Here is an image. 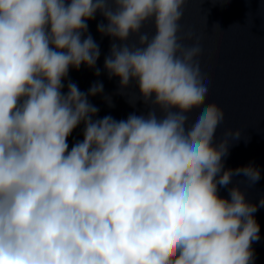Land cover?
Returning <instances> with one entry per match:
<instances>
[{"label": "clouds", "instance_id": "1", "mask_svg": "<svg viewBox=\"0 0 264 264\" xmlns=\"http://www.w3.org/2000/svg\"><path fill=\"white\" fill-rule=\"evenodd\" d=\"M186 2L0 0V264H253L264 198L251 204L228 186L239 175L254 184L260 170L224 168L241 130L214 143L225 114L205 103L201 38L178 35ZM97 12L112 38L104 69L120 88L135 83L146 115L95 118L101 82L62 91L70 68L101 74L87 23Z\"/></svg>", "mask_w": 264, "mask_h": 264}, {"label": "water", "instance_id": "2", "mask_svg": "<svg viewBox=\"0 0 264 264\" xmlns=\"http://www.w3.org/2000/svg\"><path fill=\"white\" fill-rule=\"evenodd\" d=\"M101 22L107 23L99 12L95 19L87 21L88 32L99 45L96 68L101 74L96 76L94 68L83 64L78 70L70 68L62 91L67 92L68 80L82 92L101 82L103 93L89 97L90 103L99 109L95 118L110 115L122 120L132 113L146 115L151 105L138 99L135 83L120 88L119 79L109 78L104 69L112 38L98 32L97 25ZM180 25L178 35L191 30L194 39L201 38L203 53L197 59L208 81L205 103L216 104L225 114L214 143L220 142L227 129L241 130L239 140L229 141L228 155L223 158L224 168L234 170L251 164L260 170L258 182L251 184L245 176L239 175L232 178L228 187H239L248 203L259 205L264 198V0H187ZM215 25H219L220 30L214 28ZM145 32L150 38L155 34L152 20L143 25L141 33ZM194 39H185L182 43L191 46ZM127 43L140 46L138 34L130 36ZM199 111L193 109L189 113L190 122ZM82 131L83 124L73 131L67 141L69 149L83 139ZM219 195L230 199L226 188H221ZM253 215L260 226V239L252 243L253 264H264V206H258Z\"/></svg>", "mask_w": 264, "mask_h": 264}]
</instances>
